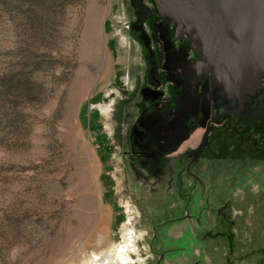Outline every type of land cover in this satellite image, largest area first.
I'll return each mask as SVG.
<instances>
[{
	"label": "rangeland",
	"instance_id": "rangeland-1",
	"mask_svg": "<svg viewBox=\"0 0 264 264\" xmlns=\"http://www.w3.org/2000/svg\"><path fill=\"white\" fill-rule=\"evenodd\" d=\"M132 15L129 0H0V264H97L96 256L123 264L111 252L127 230L126 264H148L153 222L186 215L181 204L166 206L170 199L153 190L157 176L135 166L116 139L142 81ZM257 133L244 136L241 151L230 148L248 165L258 158L250 164L258 173L240 169L241 160L214 162L221 171L210 182L224 174L230 189L229 222L220 228L218 211L188 209L200 223L178 220L170 231L192 229L205 264H225L228 247L233 264H264V132ZM227 227L239 234L229 246ZM207 228L224 232L211 247Z\"/></svg>",
	"mask_w": 264,
	"mask_h": 264
},
{
	"label": "flooded vegetation",
	"instance_id": "flooded-vegetation-1",
	"mask_svg": "<svg viewBox=\"0 0 264 264\" xmlns=\"http://www.w3.org/2000/svg\"><path fill=\"white\" fill-rule=\"evenodd\" d=\"M129 2L133 15L127 27L129 35L138 43L142 81L139 97H134L129 105L116 139L124 144V155L129 156L135 166L148 175L157 176L152 182L156 185L153 190L163 191L164 198L170 199L166 206L177 209L181 204L182 215L186 212L185 216L153 222L147 238L148 264H178L179 257L183 264H205L201 259L204 251H195L196 234L192 229L170 231L178 220L195 219L200 223L201 217L189 215L188 209L218 211L223 221L217 218L220 228L229 222L225 208L229 205L227 191L230 189L225 184L224 174L217 185L210 182L211 177L221 171L214 162L229 158L241 160L240 169L258 173L250 168L258 158L252 157L248 165L247 159L242 158L241 153L237 155L235 149L241 151L247 134L264 132V77L259 87L236 104L213 95L211 70L200 65V54L192 44V37L178 32L176 23L159 12L154 0ZM228 152L234 155L228 157ZM237 172L235 170L233 175ZM206 176H209L208 184ZM243 188L250 189L245 185ZM251 200L258 204L255 198ZM247 201V197L241 201L243 207ZM146 207L151 209L152 206ZM145 213L148 215L147 211ZM222 233L207 228L202 235L211 247ZM224 237L229 246L231 241H238L239 234L227 227ZM219 245L222 250L223 245ZM228 248L224 261L233 264V248Z\"/></svg>",
	"mask_w": 264,
	"mask_h": 264
},
{
	"label": "water",
	"instance_id": "water-1",
	"mask_svg": "<svg viewBox=\"0 0 264 264\" xmlns=\"http://www.w3.org/2000/svg\"><path fill=\"white\" fill-rule=\"evenodd\" d=\"M177 31L192 37L212 93L236 104L264 77V0H154Z\"/></svg>",
	"mask_w": 264,
	"mask_h": 264
},
{
	"label": "bare ground",
	"instance_id": "bare-ground-1",
	"mask_svg": "<svg viewBox=\"0 0 264 264\" xmlns=\"http://www.w3.org/2000/svg\"><path fill=\"white\" fill-rule=\"evenodd\" d=\"M131 229V228H130ZM127 230V229H126ZM132 233V232H131ZM131 233L127 230L126 232H125V234L124 235H126L125 236V243L123 244V245H121V247L119 248V249H117L116 250V252L114 251V253L113 252H111V256L113 255V256H115L116 257V259L117 260H120L119 262L120 263H123V264H126L127 263V257H128V248H129V246H128V243L127 242H130V238H131V236L133 235H131ZM136 235V234H135ZM133 238V237H132ZM133 249V248H132ZM130 255V254H129ZM108 257H110V255L108 256ZM91 260L93 261V262H95V263H97V264H102V263H107V261H108V258H107V256H105V257H103V258H101V257H98V256H96V257H91ZM110 260V259H109Z\"/></svg>",
	"mask_w": 264,
	"mask_h": 264
}]
</instances>
